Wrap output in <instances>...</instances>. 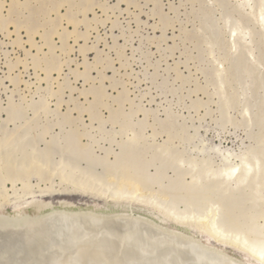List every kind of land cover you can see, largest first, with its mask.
<instances>
[{"label":"rangeland","instance_id":"rangeland-1","mask_svg":"<svg viewBox=\"0 0 264 264\" xmlns=\"http://www.w3.org/2000/svg\"><path fill=\"white\" fill-rule=\"evenodd\" d=\"M263 12L264 0H0V220L136 214L262 264L157 208L264 233ZM244 167L254 185L221 184ZM113 226L130 252L93 237L101 252L79 244L62 264L137 257L138 228Z\"/></svg>","mask_w":264,"mask_h":264},{"label":"bare ground","instance_id":"bare-ground-1","mask_svg":"<svg viewBox=\"0 0 264 264\" xmlns=\"http://www.w3.org/2000/svg\"><path fill=\"white\" fill-rule=\"evenodd\" d=\"M34 14H36V13H34ZM261 23H262V26L264 28V12L261 14ZM241 170H242V174L239 177H236V174L238 172L237 169L228 170L226 175H224V177H222L223 182H221V184L225 183V186L227 184H229L230 186L227 185V187H232L231 185L233 183L236 184V186H234V188H233V190L236 189L235 190L236 194H238L237 190L242 191L246 187L248 188V186H251L254 183V180H257V179L251 178L252 175H255L256 170L251 169V168H247V167H244ZM257 173L258 174H256V176H259L260 175L259 171H257ZM217 180H219V178ZM210 182H212V180ZM214 183H217V182H214ZM246 184H248V185H246ZM222 185H224V184H222ZM258 187H260V186H258ZM256 188L257 187H255L254 189L256 190ZM260 189H261V187H260ZM260 189H258V190L260 191ZM256 195H257V197L259 196L258 194H256ZM117 196L114 197V199L113 198L112 199L117 200L118 202H123V203H124V201H126L125 196H123V195H120L118 197ZM253 196H254V198L256 197L255 194ZM130 197H129V199H130ZM133 198H136V197H133ZM129 199L127 198V200H129ZM122 200H124V201H122ZM136 202L138 204H140V202H138V201H136ZM146 202H148V201H146ZM147 205H148V203H147ZM157 210L160 212L159 214L166 217L168 220L177 222L178 224H181L184 226H188L189 228H194L193 229L194 231H195V229H197L198 231H201V232L209 235L212 239L216 240L218 243H220L224 246L217 245V244H214V245L220 246L223 248L225 247L226 249H227V246L234 247V248H236V249H238L244 253H247L251 258L255 259L256 261L264 264V233H260L262 235L259 236V235L255 234L257 231L254 233V232H251L252 231V229H251V231L250 230L247 231V232H250L249 233L250 236H246L245 232L240 233V230H239L240 228H239L238 229L239 233L237 231H235V233L227 235V234H225V231H223V229H222V232L220 231V229H219L220 225H218L216 220H213L210 222V221H205V218L200 219V218H198V216L195 217L194 219H191L187 216H183V215L193 216L191 214V212L189 214V211H187V210H186L187 212L184 211L182 213L179 212L180 210H178L177 212L176 211L173 212L174 211L173 209H172L173 210L172 211V210H169L167 208L164 209L161 207L157 208ZM180 214H182V216H180ZM76 215L72 214V213L64 212V213H60V214H54V215L49 216L47 218H44L40 221H37L36 217L25 215L21 218L22 224H18L19 223L18 221L16 223V220H14V219H9V220H7V222H2V221H6V219H1L0 220V264H39L38 261H40V259H42L43 256H44V258L48 257L49 258L48 261L52 260L53 262L56 263V260L57 259L59 260V258L61 256L60 254L64 253L63 255H65V253H67V252H68V254H70L69 252L72 249H73V251H71V254H72V252L74 254V250H76L75 249L76 246H77V249H79L78 247H80V245H82V247H80V249H81V251L84 249L83 251L85 252L87 249H85L84 245L85 244L87 245L88 242L90 243V241H87L88 238L91 239L93 237L94 238L100 237L101 240L102 239L105 240L104 243H106V241L108 243L109 242L112 243L113 239L110 238L111 234H108V233L110 230L113 229L111 226L114 225L115 227H117V229L114 228V230H115L114 234H117V232L119 231L118 226L120 224L122 225L121 226L122 229L128 227V229L131 230L130 227H132V226H133L132 228H134V229L138 228L137 229L138 235L136 234L138 238L136 236L135 237H136V242L137 241L139 242V243L137 242V244H140L139 245V255L137 254L138 255L137 257L133 256L134 259L129 258V256H131V254L129 256L127 255V257L130 260L129 259L125 260L124 261L125 264L127 261H129L127 264H198V263H202V264H216V263H218V264H251V263H248L246 261L238 259L237 257L233 256L229 252H226L224 250H220V249L215 248V247L208 246L196 238H193L191 236H188V235H186L182 232L176 231V230H171L169 228H165L164 226L160 225L157 222L152 221L151 219L149 220L147 218L138 216L136 214L114 215V216H116V218H114V216H110V218L107 217L104 219H101V218H98L95 216H91V215H82V216H76ZM110 219H112V220H110ZM93 220H94V222H93ZM194 220H196V221L193 223H190V221H194ZM84 221H86V223H88L87 221L92 223L93 228L92 227L91 228L93 231L91 233H89L88 231L84 232V231H86L84 227L82 228V226H84V223L81 224ZM90 223H88V224H90ZM100 224L102 227L105 224H106V226L109 225L111 227V229L109 230V226L107 229L102 228L100 226ZM85 225H87V224H85ZM92 225H90V226H92ZM95 225H97V227ZM94 226L96 227V229L98 231L94 229L95 228ZM85 227H87V226H85ZM121 227L119 226V228H121ZM91 228L89 227L86 229H91ZM128 229H127V231H128ZM259 230H262L264 232V225ZM89 231H91V230H89ZM96 231L98 234H96V233L93 234V232H96ZM102 231H103V233H102ZM120 231H121V229H120ZM40 232L43 234V240H42L43 242H40L38 240V239L42 238V234ZM122 232H124V231H122ZM147 233H148V235H147ZM33 234H34L33 239L34 240L36 239L35 241H37V242H35L34 240L32 241V235ZM120 235H121V232H120ZM132 235L134 237V233ZM46 236H47V238H46ZM112 236H113V234H112ZM35 237H38V238H35ZM124 237H125V235H124ZM124 237H122V238L124 239ZM128 237H130V236H127V238ZM151 238L154 239V240H152V241H154V243L152 241H148V240H151ZM108 239H111V241H108ZM85 240L87 241V243H83ZM96 240H98V239H96ZM124 240L121 239V241H124ZM115 241L116 240L114 239L113 243L116 245L115 246L116 247L115 252H117V249L119 248V247L117 248V246L121 245L122 243H120V244L118 243V245H117L115 243ZM118 242H120V241H118ZM125 242L130 243L131 240L130 241L125 240ZM163 242H164V244H163ZM111 243H109L110 246H111ZM126 243L124 245L122 244L124 246V251L127 250L128 252H130L129 250L131 249V247H129V249L125 250V248L128 246ZM94 244L95 243H93V245ZM156 244H159V246H156ZM88 245H92V243H90ZM97 245H99V244H97ZM160 245L162 246V249L161 248L157 249L156 247L159 248V247H161ZM101 246L103 247V245H101ZM105 246L107 247V245H105ZM102 247H101V249H99V246L94 248L95 250L92 251L93 256L95 255L94 253H96L94 251H98V253H99V250H100V252L102 251ZM134 248H135V246H134ZM134 248L132 247V250ZM89 249L91 250V249H93V247H91V248L89 247ZM110 250L109 251L104 250V251H106V253L110 254V252L112 251V250L111 251ZM119 250H121V249L119 248L118 251ZM122 250H123V247H122ZM132 250H131V252H132ZM87 251L89 252V250H87ZM84 252L82 254H80L81 253L80 251L78 253L77 252L76 253L80 254V255H84ZM136 252H137V250L135 251V253ZM76 253H75V255L72 254V256L69 255V258L66 256L60 258L62 261L60 260L61 261L60 263L58 261L57 264H62L64 258L65 259L66 258L70 259V257L73 258V256L77 255ZM117 253L119 254L120 251ZM133 253H134V251H133ZM118 254H116V257L114 256L113 258H111L109 256L108 259L109 260L114 259L115 262L118 263V261H119V259H117ZM86 255H90V252H89V254H86ZM96 255H98V254H96ZM104 255H102V256L105 257ZM113 255H115V254H113ZM93 256L92 255L87 256V259H89V261H90L89 257H93ZM99 256H101V254ZM95 257H98V256H95ZM120 257H122V256H120ZM79 258L81 259V257H79ZM79 258L77 257L78 261H79ZM102 258H100L101 261L105 260V259L102 260ZM213 258H215V259L217 258L218 261L217 262L213 261ZM100 259H97V261H95V262H97V263L99 262V264H102L99 261ZM120 259L121 260L119 261V264L120 263L122 264L123 263L122 260H124V258H120ZM125 259H127V258H125ZM82 260L85 262L84 258H82ZM93 260H91V262ZM109 260H107V262ZM83 261L80 260L79 263L83 264V263H81ZM72 262H73V260H72ZM72 262L67 263V261H66L67 264H70ZM74 262L76 264V260ZM43 263L44 262H42L41 264H43ZM46 263H48V262H46ZM103 263L106 264L105 262H103ZM48 264H52V262L48 263ZM77 264H78V262H77ZM86 264H89V263H86ZM112 264H114V261Z\"/></svg>","mask_w":264,"mask_h":264},{"label":"water","instance_id":"water-1","mask_svg":"<svg viewBox=\"0 0 264 264\" xmlns=\"http://www.w3.org/2000/svg\"><path fill=\"white\" fill-rule=\"evenodd\" d=\"M198 236H199V235H198ZM211 243H213V244H217V245H221V246H224V245L218 243V242H217L216 240H214V239H211ZM227 249H229V250H233L234 253L237 254V255H240V256L243 255V253H242L240 250H238V249H233L232 247H229V246H227ZM213 261L217 262L218 260H217V258H216V259L213 258ZM198 264H202V263H198ZM216 264H218V263H216Z\"/></svg>","mask_w":264,"mask_h":264}]
</instances>
